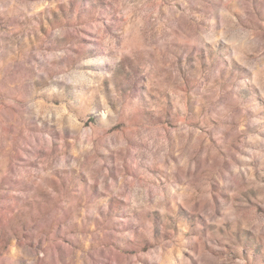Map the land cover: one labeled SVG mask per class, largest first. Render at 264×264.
I'll list each match as a JSON object with an SVG mask.
<instances>
[{
	"label": "rangeland",
	"instance_id": "374dc122",
	"mask_svg": "<svg viewBox=\"0 0 264 264\" xmlns=\"http://www.w3.org/2000/svg\"><path fill=\"white\" fill-rule=\"evenodd\" d=\"M0 264H264V0H0Z\"/></svg>",
	"mask_w": 264,
	"mask_h": 264
}]
</instances>
